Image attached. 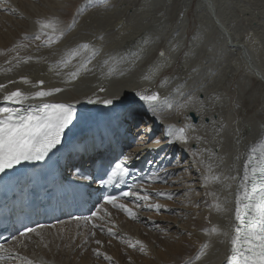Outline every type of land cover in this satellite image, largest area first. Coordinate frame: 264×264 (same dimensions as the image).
<instances>
[{
	"label": "bare ground",
	"instance_id": "bare-ground-1",
	"mask_svg": "<svg viewBox=\"0 0 264 264\" xmlns=\"http://www.w3.org/2000/svg\"><path fill=\"white\" fill-rule=\"evenodd\" d=\"M195 1L147 0L139 5L137 0H0V83L17 81L9 84L5 92H0V99L16 89L33 93L39 90L38 82L43 80L44 89H66L45 98L46 102L74 103L82 115L95 116L103 114L104 106L100 103L89 104L86 102L88 99L102 100L125 92L131 98L134 90L149 94L157 92L161 100L169 99L173 108H162L153 115L151 111L145 113L144 108L138 105L137 109L142 115L137 120H143L140 129L150 128L151 132L137 140L135 127L123 129L128 139V152L140 153L144 149L143 141L150 143V136H160L169 125L177 129L185 127L189 136L202 138V141L191 139L188 151L179 145H162L156 151L144 149L132 164L155 161L152 165L147 163L154 175L170 174L168 182H148L143 186L153 195V202L170 209L172 214H159L156 218L148 209L136 207L131 202L129 206L137 212V218L132 219L108 208L112 213V223L106 226L113 227L117 232L116 245L127 246L123 250L127 252L126 256L120 255L121 245L120 252L117 249L118 254L112 255L104 242L105 238L111 236L99 230L87 245L74 252L55 244L45 248L44 243L49 239H59L63 234L74 235L78 241L88 238L91 227L86 229L82 221L78 227L76 221L69 220L57 224L55 228L44 229L43 240L33 236L31 241H25L26 247L11 242L5 245L7 248L31 259L33 264H90L89 257L94 250L118 258L121 264H189L190 260L191 264H225L231 254V238L235 234V200L243 180L244 165L252 147L264 137V103L260 109L251 107V98L244 91L247 90L250 95L261 93L264 97V65L259 61L260 49L257 47L258 54L251 51L254 47L252 44L257 45L255 39L234 37L229 40L232 44L230 47L218 44L213 29H222L220 20L228 23L240 19V14L232 9L227 0H200L201 7L207 10L212 20L193 37L196 20L189 12ZM84 5H88V10L78 17L77 13ZM130 11L140 13L141 18L129 36V42L134 45L128 52H121L112 42L110 33L115 17L128 15ZM179 12L182 16L174 19L173 16ZM46 19L58 21L64 30L63 35L48 29L45 31L53 39L44 36L39 41L30 39L40 34L41 24ZM165 19L167 21L161 27V32L168 30L173 23L179 24V31L170 38L153 30L149 39L140 40L145 25L160 24ZM101 35L103 39L98 38ZM223 37L226 43L227 37ZM85 43H92L95 53L91 48L79 49V59H72V51ZM137 51H141L142 58L134 60L132 54ZM161 52L164 56H160ZM29 56L33 59L24 63ZM229 56L234 63L230 62ZM17 57L21 62H17ZM252 57L259 65H255ZM154 58V62H150ZM67 60H71V63L64 67L62 62ZM89 60L91 63H88ZM84 63L94 71L83 72L79 79L64 83L65 74ZM157 65H161L159 71L155 70ZM215 69H220L223 76L227 74L237 80L240 77L244 79V83L231 85V90L238 93L232 100L234 106L221 111L206 107L199 97L200 93L209 95V88L201 89L200 85H206L204 81L210 82ZM21 77H27L37 87L20 82ZM178 87L182 88L179 93ZM101 88L105 91L101 92ZM40 102L30 100L27 103ZM191 112L197 116L199 114L198 122H193ZM210 121L216 122L215 125ZM190 123L196 126L188 129ZM158 125L160 131L156 132L154 128ZM210 125L215 126L214 134H209ZM78 127L73 131L77 132ZM205 148L209 151L196 155L195 150ZM190 152L193 155H189ZM164 153L170 159H160ZM197 160L203 162L197 163ZM158 192L171 193L173 197L163 199L156 195ZM218 203L224 211L216 210L214 205ZM178 230L191 235H181ZM96 239L101 240L102 244L97 245L94 242ZM137 241L145 246L143 252L140 245L135 251L128 248L130 243ZM137 252L145 253V257ZM197 255L200 256L199 260L195 259ZM102 260L100 264L104 263ZM0 264H20V261L5 260Z\"/></svg>",
	"mask_w": 264,
	"mask_h": 264
},
{
	"label": "snow or ice",
	"instance_id": "snow-or-ice-1",
	"mask_svg": "<svg viewBox=\"0 0 264 264\" xmlns=\"http://www.w3.org/2000/svg\"><path fill=\"white\" fill-rule=\"evenodd\" d=\"M87 10L88 5L82 6V10L77 13V16L79 17ZM48 29L52 33H61V35L64 32L58 21L46 19L41 24L40 34L34 35L30 39L39 41L42 36L49 40L53 39L54 37H49L48 32L45 31ZM98 38L103 39V35ZM90 48L95 53V46L92 43L80 45L78 49L72 51L71 58L78 60L80 56L79 49L87 50ZM141 51L132 54L134 60L142 58ZM160 56H164V53L161 52ZM32 59L33 57L29 56L23 62L27 63ZM16 60L18 63L21 62L19 57ZM9 63L11 64L12 61H9ZM62 63L64 67H67L71 60ZM88 63H91V61L89 60ZM160 67L161 65H157L155 70L159 71ZM93 71V69L88 68L87 63L80 64L76 67V70L65 74L64 83H71L79 79L83 72ZM57 75H60V73H57ZM20 82L25 85L31 84L27 77H21ZM15 83H17L15 80H9L8 84L0 83V92H5L9 84ZM38 83L40 88L33 93H25L20 89H16L7 92L0 99V105H2L0 106V185L17 179V173L25 168H30L35 172L36 166L40 164H43L49 171L56 167H64L69 173L67 177L69 183L75 182L79 185V182L86 181L89 185L91 183L98 185L97 199L92 208L89 209L88 214L71 215V220L76 221L78 227L81 221H83L86 229L91 224L88 238L84 240L82 245L77 246L80 248H83L91 238L95 237L97 230L105 232L111 237L118 235L113 227L106 226L112 223V213L107 206L125 213L132 219L137 218V212L134 211V208L130 207L128 203L120 202L122 199H129L136 207H144L156 212L168 210L164 209L160 203L153 202V195L144 188L143 183H137V176L135 173L130 172V166L139 159L144 149L156 151L162 145H172L174 147L179 145L185 151H188L190 140L202 141L201 137L189 136L185 127L177 129L169 125L166 131L161 132L160 136H150V143L149 141H143L144 149H141L140 153L129 151L120 154L119 162L115 163L114 166H105L104 152L106 144L109 149L112 148V140L119 136L120 129L127 130L135 127L138 133L137 140H141L144 135L151 132L150 128L143 131L140 129L143 120H137V117L142 115L137 109L138 105L144 108L145 113L151 111L155 115L162 108H173V104L169 99L161 100L157 92L149 94L134 90L131 93V98L125 92L102 100L99 98L88 99L86 102L89 104H102L104 106L103 114L95 116L82 115L74 103L46 102L45 98L52 97L66 89L61 87L44 89L45 82L41 80ZM31 86L37 87L36 84H31ZM204 87L206 85H200L201 89ZM100 91L103 92L105 89L101 88ZM181 91L182 88L178 87L177 92ZM211 98L217 101L221 99L218 94H214L213 97L208 99ZM30 100H40L41 102L27 103ZM210 123L215 125L216 122L210 121ZM195 126L194 123H190L188 129ZM77 127L78 131L74 132L73 129H77ZM199 127H203V125H199ZM220 127H223V125H220ZM201 151L208 152L209 149H197L195 150L196 155L198 156ZM189 155H193V153L190 152ZM84 156H88L91 163V170L87 173L82 170L78 163L74 162ZM53 157L56 159L53 160ZM160 159L167 160L170 157L167 153H164ZM69 161L73 162L69 164ZM202 162L197 160V163ZM154 163L155 161H148L149 165ZM176 163L178 164V161ZM98 165L99 174L97 173ZM169 175V173L165 175L147 173L139 179L147 182H168ZM125 177H132V183L129 185L128 190L121 191L119 195L108 191L110 188L121 187L125 183ZM42 178L46 179V177H34L37 183ZM217 179H220V177H217ZM62 184L63 181H61V186ZM137 189L141 190L138 191ZM156 195L166 198L173 197V194L166 192H158ZM51 196L56 197L55 183H53L51 189ZM89 197H91V194H89ZM235 204V221L237 223L234 229L235 234L231 238V254L226 258L225 264H264V142L252 147L250 151L244 165L243 180L240 183V191ZM214 207L217 211H224L219 203ZM150 223L155 224L154 221ZM4 227H7V225H4ZM55 227V224L45 225L42 223L23 225L17 228L14 234L7 237L0 231V240L5 241L0 242V261L18 260L20 264H33L31 259L22 256L18 251L13 252L5 246V243L18 242L22 247H26L25 241H31L33 236L43 240V230ZM178 231L181 235H191V233L184 230ZM94 242L97 245L102 244L99 239ZM137 245H140V251L143 252L145 246L140 241L130 243L129 247L136 248ZM44 247L47 248L48 244L44 243ZM200 251L202 252L203 249ZM94 253L97 257L103 256L104 259L112 261V257L101 253L99 250H94ZM195 259L199 260L200 256L197 255ZM189 264H191V260Z\"/></svg>",
	"mask_w": 264,
	"mask_h": 264
},
{
	"label": "rangeland",
	"instance_id": "rangeland-1",
	"mask_svg": "<svg viewBox=\"0 0 264 264\" xmlns=\"http://www.w3.org/2000/svg\"><path fill=\"white\" fill-rule=\"evenodd\" d=\"M146 1L147 0H137L139 5L145 4ZM212 1H217V0H212ZM227 1L232 7V9H235L237 13L240 14V19L237 21H230L228 23L226 21H223V19L220 20L222 29L219 28L213 29V34L215 35L218 44H220L221 46L223 45L225 47H230L232 44L229 42V40H233L234 37H238L240 39L249 38L250 40L255 39L257 45L252 44L254 47L252 48V50L251 49L250 50L258 54L257 50L258 48L260 49L261 52H260L259 61H261L264 65V0H227ZM201 6L203 5L200 3V0H196L195 3L190 8L189 14L192 15L193 18L196 20V24L194 25L193 28V37H196L197 34L201 31V29L205 25H207L209 21L212 20V17L208 15L207 10H205ZM181 16L182 14L179 12L176 16H173V18L178 19ZM140 18H141V14L134 11H130L128 15L119 14L115 17L113 23V29L112 32L110 33V37L112 42L115 43V45L121 52H128L130 47L134 45V43L129 42V36L135 30L136 24L140 20ZM166 21L167 19H165L163 23L160 24L145 25V31L141 35L140 40L146 41L147 39H149L153 30L158 31L159 35H165L171 38L176 32L179 31L180 26L179 24L173 23L168 30H166L165 32H161L160 29ZM227 32L229 33L228 36H227ZM223 36L227 37L226 43H224ZM229 57L231 59L230 62L234 63L233 58L231 56ZM252 59L255 61L254 57H252ZM154 60L155 58L151 59L150 62H154ZM236 60L237 59H235V61ZM255 65L256 66L259 65L258 62ZM145 70L148 71V67H146ZM213 73H215V75H213ZM213 73L210 76L209 83H207V81H204L206 86L209 88V95L204 96L203 93H200L199 97L201 99V103H203V105H205L206 107L212 108L213 110H220V111L226 109L227 107H233L234 105L232 103V100L238 96V93H235L234 91L231 90V85L232 83H239V82L244 83L243 77H240V79L237 80L233 78L232 75L224 74L223 76L222 71L220 69H215ZM184 79L185 78H183L182 80ZM244 92H246L247 96H250L251 98V100L249 101V103L252 105L251 107L260 109V106L264 103V97L261 95V93L257 95H250L247 90H245ZM214 94H218L221 97V99L219 101H217L214 98L208 99L210 97H213ZM252 113H250V115L254 117ZM214 133H215V126L210 125L209 134H214ZM163 199L165 198L163 197ZM168 210H163L161 212H156L152 210H148V211H150L152 215L154 217L156 216L157 218V215L159 214L170 215L171 211ZM108 239L105 238L104 240L106 247L110 250L112 255L113 253L118 254L117 252L118 251L120 252L119 246L121 244L118 242L119 246L116 245L117 241H114L116 237H109ZM84 240H85L84 238H81L78 241V237H75L74 235L63 234V236L59 239H54V238L49 239L47 244L49 246H53L54 244H55L54 246H58V247L63 246V248L65 247L66 249L74 252L77 249H80V247L77 246L82 245ZM121 249L122 250L120 252L121 253L120 255L122 256L123 254V256H126L127 252L123 250L127 249V246L121 245ZM131 249L132 250L134 249L135 251L137 248H131ZM137 254H140L141 256L142 254H144L143 257H145V253L137 252ZM112 255L110 256L112 257V261H109L102 258V256L97 257L95 253L92 252L91 256L89 257L91 259L90 264H100V260L102 259L104 260L105 264H113V261L114 264H121L119 259L118 258L114 259Z\"/></svg>",
	"mask_w": 264,
	"mask_h": 264
},
{
	"label": "water",
	"instance_id": "water-1",
	"mask_svg": "<svg viewBox=\"0 0 264 264\" xmlns=\"http://www.w3.org/2000/svg\"><path fill=\"white\" fill-rule=\"evenodd\" d=\"M190 115H191L194 122H197L199 120V117L194 112H191Z\"/></svg>",
	"mask_w": 264,
	"mask_h": 264
}]
</instances>
